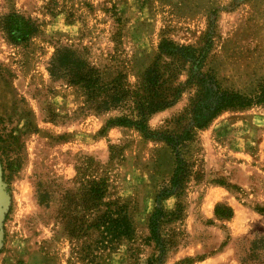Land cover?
<instances>
[{
  "label": "rangeland",
  "instance_id": "374dc122",
  "mask_svg": "<svg viewBox=\"0 0 264 264\" xmlns=\"http://www.w3.org/2000/svg\"><path fill=\"white\" fill-rule=\"evenodd\" d=\"M17 12L35 19L26 43L7 40L0 27V118L16 128L21 167L10 183L0 177V264H146L158 255L148 217L174 168L171 150L131 127L99 131L126 110H87L84 91L50 79L58 45L82 51L103 82L120 75L134 84L165 38L201 47L210 37L204 70L223 88L253 95L264 78V0H0V18ZM177 81L185 80L188 65ZM185 91L148 119L151 129L177 128L168 120L187 106ZM31 126L24 129L26 123ZM1 128V126H0ZM194 174L180 199L179 219L160 224L164 264H264V104L226 110L195 131L185 149ZM102 180L106 198L129 208L131 239L99 248L92 229L78 227L88 209V181ZM232 216L214 215L215 206Z\"/></svg>",
  "mask_w": 264,
  "mask_h": 264
},
{
  "label": "trees",
  "instance_id": "16d2710c",
  "mask_svg": "<svg viewBox=\"0 0 264 264\" xmlns=\"http://www.w3.org/2000/svg\"><path fill=\"white\" fill-rule=\"evenodd\" d=\"M0 27L8 41L20 44L26 43L38 31L39 24L31 17L11 12L0 18ZM210 47V37L201 47L177 44L163 38L158 44V55L134 84H129L123 75L103 82L99 70L86 55L69 45H58L48 62L47 72L51 80H61L84 91L87 110L108 112L124 109L128 112L108 119L100 133L112 126L131 127L146 139L162 141L173 154L172 175L157 193V205L148 217L149 240L154 243L158 255L149 257L146 264H164L163 255L168 242L162 239L158 229L163 222L179 219L183 206L177 201L173 210L165 211L158 204L170 196L180 199L184 194L185 184L194 174L193 165L184 152L193 141L195 131L206 128L226 110H243L264 104V78L253 95H246L223 88L210 70L203 69ZM167 57L180 61V65H188L184 81H177L181 67L170 66L164 60ZM188 90L191 95L187 106L168 120L177 128L151 129L148 119L172 107ZM11 121L10 118H0V177L6 183H10L21 167L19 152L12 149L19 137L16 128L5 126ZM30 126L28 122L24 129ZM86 192L90 200L88 209L92 208L96 214L89 222L81 224L78 232L96 231L98 236L94 241L102 249L113 248L121 239H131L133 226L128 205L118 198L104 201L106 185L102 180L88 181ZM258 211L263 212L264 209ZM214 215L230 218L232 209L217 205ZM190 260L177 264L189 263Z\"/></svg>",
  "mask_w": 264,
  "mask_h": 264
},
{
  "label": "water",
  "instance_id": "95a60500",
  "mask_svg": "<svg viewBox=\"0 0 264 264\" xmlns=\"http://www.w3.org/2000/svg\"><path fill=\"white\" fill-rule=\"evenodd\" d=\"M1 211H2V207L0 206V213H1Z\"/></svg>",
  "mask_w": 264,
  "mask_h": 264
}]
</instances>
